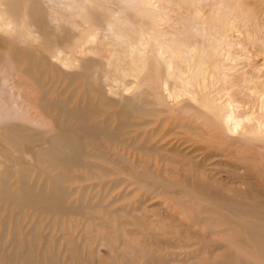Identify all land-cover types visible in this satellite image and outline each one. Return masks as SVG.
Instances as JSON below:
<instances>
[{"label": "rangeland", "instance_id": "obj_1", "mask_svg": "<svg viewBox=\"0 0 264 264\" xmlns=\"http://www.w3.org/2000/svg\"><path fill=\"white\" fill-rule=\"evenodd\" d=\"M91 1L86 3L91 6ZM18 2L17 9L0 17V22L10 18L19 25L11 34L14 36L11 41L0 43V264H193L199 262L193 259L200 247L198 243L189 246L186 244L194 241L184 240L181 244L186 246L175 249L178 253L175 254L164 242L165 237L157 233L160 224L172 231L166 238L176 241L173 227L185 229L191 217L183 206L191 204L207 207L209 211L202 215L211 217V228L217 231L228 226L229 231L240 234L238 240L247 238L243 234L247 225L261 224L257 214L264 212L261 207L264 195L228 193L224 202L202 193L184 179V170H176L171 164L191 163L194 169L200 167L197 170L204 172L202 175L210 174L231 186L232 177L247 174L245 164L237 161L239 154L245 153V146L239 148L238 154L223 153L217 151L218 147L206 144L194 148L188 138L189 131L183 128L176 129L175 134L169 133L161 142H157L156 135L149 140L148 131L159 134L170 126L174 116L170 119L168 116L174 115L173 111L140 114L133 111L141 99L137 89L126 91L131 97L114 104L110 94L97 90L94 84L84 85L85 73L91 70L90 76H94L97 72V79L102 81L108 63L111 69L117 64V56L107 57L108 49L117 54L114 39H104L99 34L93 43L98 51H86L67 65L51 58L52 49H64L72 54L83 38L96 31L95 24L85 14L86 9L78 14L77 2L68 9V17L62 19L64 14H60L59 24L65 25L62 30L52 24L47 3L37 0L43 6L42 14H37L30 0ZM129 2L130 20L135 17L136 24L143 14L136 15L138 0ZM226 2L230 5L240 2L237 8L251 20L254 30L264 24V0ZM97 3L99 6L95 8L86 6L96 19L100 17L101 7L106 5L104 0ZM5 7L0 4V10ZM209 11L206 8L203 12L207 15ZM84 21L87 23L82 24ZM241 30L245 33L243 27ZM236 34L235 30L230 32L234 39ZM262 60V54L260 59L252 56L242 65L250 71L260 68ZM87 64L90 66L83 69ZM113 74L117 76L115 71ZM243 92L235 94L252 102L246 90ZM147 99L149 96H145ZM152 104L145 106L157 107ZM180 115L183 113L175 117ZM123 118L130 123L149 122L135 129L123 128ZM116 127L130 130L129 146L119 144L114 149L116 141L110 136ZM168 140L180 145L176 151L166 144ZM141 146L146 150L139 149ZM159 156L167 160L166 165L156 160ZM260 161L264 162V157ZM112 162L122 167L115 168ZM89 163L103 169L113 168L104 174L100 167L92 168ZM113 183L118 186L110 189ZM145 199H149L144 205L146 210L133 209L134 201ZM89 200L90 204L100 202L101 207H84ZM244 209L254 213H239ZM83 212L95 217L85 227V220L80 218ZM131 212L137 219L130 218ZM225 216L227 226H220L217 219ZM78 218V223H72ZM71 224L76 227L70 234ZM182 234L190 236L186 230ZM98 239L100 243L96 246ZM124 239L129 242L121 243ZM159 241L161 244L157 245ZM255 244L252 240L229 242L235 249L245 247L248 251L255 250ZM238 253H234L235 257H239Z\"/></svg>", "mask_w": 264, "mask_h": 264}, {"label": "bare ground", "instance_id": "obj_2", "mask_svg": "<svg viewBox=\"0 0 264 264\" xmlns=\"http://www.w3.org/2000/svg\"><path fill=\"white\" fill-rule=\"evenodd\" d=\"M41 1L48 5L52 24L62 30L65 25L63 24L62 27L59 24L62 21L59 15L64 14L62 19H65V16L68 17V9L77 2H79L78 14L86 9L85 14L96 26V31L92 32L89 38H83L72 54L64 49H52L51 58L54 61L67 65L86 51L96 50L93 43L99 34H102L104 39H114L115 45L118 46L115 48L117 54H112L111 49H108L107 57L117 56V64L111 69L110 63H108L102 81L97 79V72L94 76L93 74L90 76L91 70L85 73L84 85L89 87L94 84L97 90H103L104 93L110 94L114 104L121 103L131 97L126 91L137 89L141 99L133 110L134 112L145 115L161 110L175 113L168 116L169 119L174 116V120L165 131L159 134L155 131H148L149 140L156 135V138L159 136L157 142H161L167 138L169 133L175 134L176 129L183 128L189 131L190 137L188 138L193 141L191 145L194 148L200 149L206 144L205 146L218 147L217 151L223 153L238 154L239 148L245 146V153L239 154L237 161L245 164L244 171L247 174L243 177L241 175L232 177L231 184L233 183L234 186L222 183L210 174L209 177L207 174H205L206 176L202 175L204 172L197 170L200 167L197 166L194 169L191 163H171L176 170H184L182 176L186 181L196 185V188L205 195L213 196L224 202L227 201L228 193L233 196L252 194L253 192L264 195V162L260 161V158L264 157V74H262L264 24L254 30L250 25L251 20L237 8L241 5L240 2L230 5V2H226L227 0H138L139 4L135 7L139 11L136 15L142 13L143 17L135 24V17H132V21L130 20V0H104L106 5L101 7L100 13H98L100 17L97 19L94 17L95 13L87 9V7H98L97 0L91 1V6L88 5L89 2L86 3V0ZM30 2L32 10L37 14L39 12L42 14L41 7L43 6L38 5L37 0H30ZM0 4L6 5L3 10H0L2 13L0 17L19 6L18 0H0ZM206 8H210L207 15L203 12ZM110 12H112L111 15H109ZM85 14L82 16L84 17ZM170 15L174 16V19H171ZM85 23L87 22L84 21L82 24ZM17 26H19L18 23L10 18L1 21L0 43L11 41L14 38L11 34ZM242 27L245 33L241 30ZM9 29L12 30L10 33ZM234 30L237 33L234 35L236 39L230 36V32ZM241 32L244 35L239 38ZM123 36H126L127 39H123ZM163 36H166V39H163ZM76 41L78 42V40ZM261 54L263 58L261 67L250 71L245 70L243 62L252 56L260 59ZM121 62L129 64V66L125 67ZM240 65L241 68L237 67ZM89 66L90 64H87L83 69H87ZM114 71L117 76L113 74ZM244 89L252 98V102L235 94L244 93ZM145 96H149L147 101ZM150 102L155 103L157 107H146L145 105H154ZM181 113L183 115L175 117ZM132 117L136 118L135 115ZM123 120V128L132 126L134 129L149 122L130 123L126 118ZM199 121L202 122L197 124ZM129 134L130 130L122 131L121 127H116L113 135L110 136L112 141H116V144L113 145L115 150L119 144L129 146ZM166 144H170L173 149L175 148V151L180 146L177 141L172 140H168ZM194 144H198V146H194ZM139 149L146 150L142 146ZM149 150L153 151L152 148ZM259 151L261 153L258 155ZM156 160L166 165L167 160L163 156H159ZM112 163L115 168L122 167L117 163ZM89 165L92 168L100 167L104 174L109 173L113 168L103 169L101 166H95L94 163H89ZM190 169L194 174L192 170L189 175L187 174ZM259 185L262 186L258 187ZM117 186L113 183L110 189ZM241 186L244 189H241ZM82 188L86 189L87 187ZM147 200L149 199L134 201L136 207L133 209L143 211ZM179 205L182 203L179 202ZM84 207L94 209L101 207V204L100 202L90 204L89 200ZM183 207L189 210L191 221L186 224L183 230H179L180 227L174 225L173 232L176 234L174 239L176 241L166 238V235L172 232L171 230L161 227L160 224L157 225L158 235L165 237L164 242L175 254H178L175 249L198 243L200 247L194 252L197 256H194L193 259H198L199 262L193 260V264H264V229L262 228L264 212L257 214L261 224L244 225L247 228L243 230V234L247 238L238 240L240 234L234 230L229 231L226 216L217 219V223L220 226L225 224L227 227L215 231L211 228V217L202 215L209 211L207 207L198 205L195 207L194 204ZM261 207L264 209V203L261 204ZM244 210L246 211H239V213H254L253 210ZM80 218L85 220L84 227L86 223L95 219V217L86 215L85 212L81 214ZM130 218L134 220L137 219V216L131 212ZM79 221L78 218L72 223ZM241 222L245 223L246 221ZM142 225L140 223V226ZM75 227L73 224L69 226L70 234ZM184 230L190 236H182ZM125 234L129 240V233ZM97 236L98 234L95 235L94 240ZM184 240H193L194 242L182 245ZM250 240L257 243L253 251H248L245 247L235 249L229 245V242L232 241L247 243ZM124 242L129 241L124 239L121 243ZM99 243L98 239L95 245L98 246ZM160 244L161 241L157 245ZM236 251L239 252V257H235Z\"/></svg>", "mask_w": 264, "mask_h": 264}]
</instances>
